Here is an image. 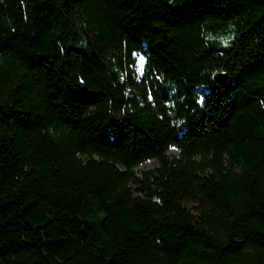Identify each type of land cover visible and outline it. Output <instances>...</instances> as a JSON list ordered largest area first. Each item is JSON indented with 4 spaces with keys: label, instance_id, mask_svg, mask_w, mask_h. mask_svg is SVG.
<instances>
[{
    "label": "trees",
    "instance_id": "1",
    "mask_svg": "<svg viewBox=\"0 0 264 264\" xmlns=\"http://www.w3.org/2000/svg\"><path fill=\"white\" fill-rule=\"evenodd\" d=\"M0 264H264V0H0Z\"/></svg>",
    "mask_w": 264,
    "mask_h": 264
},
{
    "label": "rangeland",
    "instance_id": "2",
    "mask_svg": "<svg viewBox=\"0 0 264 264\" xmlns=\"http://www.w3.org/2000/svg\"><path fill=\"white\" fill-rule=\"evenodd\" d=\"M142 61H143L142 56L140 54H136L135 70L138 73H141ZM153 165H155V162L152 159H150V160H147V161L139 164L138 167L141 169H144V168L152 167ZM190 204H191V202H188V205H190Z\"/></svg>",
    "mask_w": 264,
    "mask_h": 264
},
{
    "label": "water",
    "instance_id": "3",
    "mask_svg": "<svg viewBox=\"0 0 264 264\" xmlns=\"http://www.w3.org/2000/svg\"><path fill=\"white\" fill-rule=\"evenodd\" d=\"M213 78L216 82L222 84L226 79V73L222 71H216L215 73H213Z\"/></svg>",
    "mask_w": 264,
    "mask_h": 264
}]
</instances>
